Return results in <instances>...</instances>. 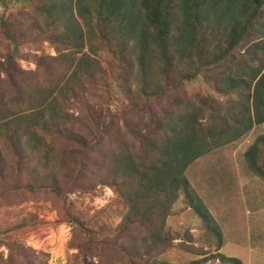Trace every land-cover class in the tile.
<instances>
[{
	"label": "trees",
	"instance_id": "16d2710c",
	"mask_svg": "<svg viewBox=\"0 0 264 264\" xmlns=\"http://www.w3.org/2000/svg\"><path fill=\"white\" fill-rule=\"evenodd\" d=\"M29 1L40 2L35 9L47 15L39 34L48 35L51 41L60 38L80 55L77 60L71 55L60 59L64 53L37 57L36 72L40 71L42 80L30 81L17 67L9 83L13 98L16 96L13 102L25 104L24 111L8 114V107L15 104L0 92L3 146L8 145L20 158L35 157L41 166L32 169L33 181L23 188L62 198L68 186L92 190L93 178L112 187L126 204V212L111 238L97 241L80 219L68 218L89 244H103L100 250L108 258L100 264H152L150 256L161 254L176 238L166 221L180 196L216 238L219 250L220 231L184 172L216 142L235 141L264 123V39H260L264 26L257 28L264 0H244L238 13L234 0H90L86 9L79 5L77 16L87 18L90 33L99 37L103 50L128 76L125 84L119 73L127 103L118 110L99 104L81 120L70 114L64 103L80 99L84 105L77 87L83 78L95 81L98 75L104 80L98 52L91 48L90 53H81L83 35L66 0ZM225 18L231 20L230 27L220 39L223 31L218 24ZM1 26L7 37H15L6 23ZM61 26L62 31L53 33ZM12 42L9 61L18 46L14 39ZM59 62L66 66V74H59ZM2 72L10 76V68L0 67ZM198 75L215 81L220 100L212 95H197L193 103L184 99L185 82ZM107 88L103 93L110 99ZM58 142L69 144L78 159L69 161L63 149L56 154ZM261 146L264 134L246 154L250 169L264 179ZM1 149L0 176L4 179L17 167H4ZM55 163L64 175L69 170V181L63 183L56 170L43 171ZM191 250L203 255L198 249ZM207 260L241 264L239 259L218 252L188 264ZM154 264L170 263L155 257Z\"/></svg>",
	"mask_w": 264,
	"mask_h": 264
},
{
	"label": "rangeland",
	"instance_id": "374dc122",
	"mask_svg": "<svg viewBox=\"0 0 264 264\" xmlns=\"http://www.w3.org/2000/svg\"><path fill=\"white\" fill-rule=\"evenodd\" d=\"M66 1L75 14L74 24L79 26L83 35L81 53H90L91 48L97 50L96 57L100 61L104 80H100L98 75L95 81L89 77L83 78L77 87L84 105L80 99L70 100L64 103L65 108L80 120L86 117L88 111L96 110L99 104L118 110L122 103L128 102L119 84V73L122 71L111 55L103 50L104 45L100 43L99 37H93L90 33L87 18L77 16L79 5L86 9L91 2ZM243 3L244 0H234L233 7L237 13ZM39 4L40 2L34 4L29 0H0V67L10 68V76L3 72L0 74V92H4L13 104L16 96H12L13 87L9 80L17 67L30 81L38 78L42 80L40 71L36 72L37 57H56L64 53L60 59H64L63 55H71L77 60L80 55L76 48H70L60 38L51 41L48 35L39 34L47 18L45 13L35 9V5ZM219 22L218 26L223 32L218 37L224 39L231 20L225 18ZM2 23H6L15 37H7ZM260 26H264V4L257 28ZM60 31L62 26L53 33ZM256 35L258 39L261 36L257 32ZM12 39L18 46L13 61H9V56L13 54ZM260 39H264V36ZM57 70H60L61 75L68 72L62 63L57 65ZM127 77L125 73L121 74V80L125 84ZM105 85L110 91V99L103 93ZM215 87V81L198 75L196 79L185 82L184 99L193 103L197 95H212L220 100L221 96L216 93ZM87 106L90 107L89 110H86ZM8 108V114H12L24 111L26 105L19 103ZM261 134H264V123L255 125L235 141L216 142L211 150L194 160L184 172L193 193L220 231L221 248L217 250L216 238L205 229L201 220L180 196L166 221L167 229L176 236L172 240L173 245L159 255H151L150 259L144 255L145 259H149L152 264L155 257L170 264H188L218 252L225 257L239 259L241 264H264V179L250 169L246 154ZM3 140L4 136L0 137L1 150L5 156L4 167L17 168L4 179L0 176V264H100L103 259L106 260L108 255L100 250L103 244H89L85 234L70 223L68 218L80 219L97 241L111 238L126 212V204L114 189L97 183V178L92 176L95 182L92 190L68 186L62 198L48 191L29 192L23 185L33 181L32 169L40 170L41 166H37L35 157H18L8 145L3 146ZM56 146V154L59 149H63L66 150L69 161L78 159L71 153L69 144L65 146L58 142ZM260 151L263 155L264 146H261ZM17 159L19 163L15 164ZM60 167L55 163L43 171L56 170L65 183L69 181L71 174L68 170L64 175ZM95 169L93 167L91 170ZM191 248L200 250L203 255L194 253ZM204 264L222 262L207 260Z\"/></svg>",
	"mask_w": 264,
	"mask_h": 264
}]
</instances>
